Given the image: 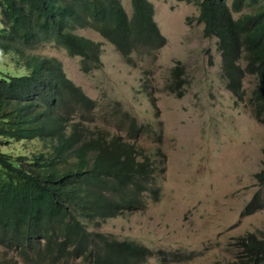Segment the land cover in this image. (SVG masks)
I'll list each match as a JSON object with an SVG mask.
<instances>
[{
  "label": "trees",
  "instance_id": "trees-1",
  "mask_svg": "<svg viewBox=\"0 0 264 264\" xmlns=\"http://www.w3.org/2000/svg\"><path fill=\"white\" fill-rule=\"evenodd\" d=\"M182 1L198 5L205 36L217 38L227 90L241 99L243 75L254 76L249 101L253 115L264 122V0ZM0 3V53L27 69L24 75L0 79V137L42 141L30 157L12 158L0 148V247L13 250L2 264H146L154 255L160 264L183 260L176 250H153L89 229V224L158 200L164 161L152 159L136 141L147 124L116 103L111 114L132 138L110 133L97 122L96 100L66 76L61 62L35 53L51 43L80 56L83 73L100 70L101 43L76 33L89 28L112 43L129 65L133 55L155 58L166 38L153 18L152 3L130 0V15L122 0ZM248 3L255 9L235 18L234 12ZM171 73L167 86L181 96L183 70L177 65ZM253 177L257 188L241 215L264 209V165ZM231 243L235 257L230 264H264V224Z\"/></svg>",
  "mask_w": 264,
  "mask_h": 264
},
{
  "label": "rangeland",
  "instance_id": "rangeland-1",
  "mask_svg": "<svg viewBox=\"0 0 264 264\" xmlns=\"http://www.w3.org/2000/svg\"><path fill=\"white\" fill-rule=\"evenodd\" d=\"M148 1L166 38L155 58L140 60L133 55L129 65L112 43L89 28L76 33L101 43L104 65L100 70L83 73L80 56H69L51 43L35 52L61 62L66 76L96 100L97 122L110 133L132 138L111 114L116 103L138 123L147 124L148 130L141 131L136 141L152 159L164 161L158 200L100 225L89 224V229L183 255V260L169 264H230L235 257V243H231L235 237L257 231L264 224V209L240 214L257 188L253 175L264 163V122L253 115L249 101L255 78L243 75L245 91L239 99L225 86L217 38L205 36L198 5L182 0ZM122 4L130 15V0H122ZM254 9L248 3L234 16L239 18ZM177 65L183 70L181 96L167 86ZM240 65L246 67L244 58ZM26 73L25 67L14 65L10 54L0 53V79ZM0 139L1 150L12 158L19 154L30 157L42 148L37 139ZM12 255L13 250L0 247V264ZM146 264L160 262L154 255Z\"/></svg>",
  "mask_w": 264,
  "mask_h": 264
},
{
  "label": "clouds",
  "instance_id": "clouds-1",
  "mask_svg": "<svg viewBox=\"0 0 264 264\" xmlns=\"http://www.w3.org/2000/svg\"><path fill=\"white\" fill-rule=\"evenodd\" d=\"M263 165H264V163H263ZM263 165H262V166H263ZM162 174H163V173H162ZM162 174H160V176H161ZM160 176H159V177H160ZM159 184H160V183H159ZM160 194H161V186H160ZM148 201H150V200H148ZM148 201H147V202H148ZM151 201H152V200H151ZM146 204H147V203H146Z\"/></svg>",
  "mask_w": 264,
  "mask_h": 264
}]
</instances>
